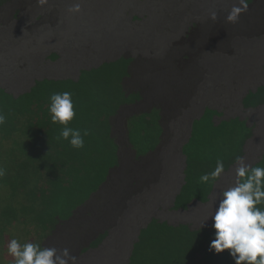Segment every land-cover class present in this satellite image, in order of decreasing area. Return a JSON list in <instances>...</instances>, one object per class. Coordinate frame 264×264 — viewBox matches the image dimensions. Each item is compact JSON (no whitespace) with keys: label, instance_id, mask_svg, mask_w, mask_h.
Instances as JSON below:
<instances>
[{"label":"rangeland","instance_id":"rangeland-1","mask_svg":"<svg viewBox=\"0 0 264 264\" xmlns=\"http://www.w3.org/2000/svg\"><path fill=\"white\" fill-rule=\"evenodd\" d=\"M13 3L21 5L22 0H13ZM35 3L39 12H45L42 20L24 22L27 15H23L22 20L20 17L14 18V6L9 8L6 6L7 13L0 16V87L16 95H23L33 86L28 92L31 96L47 99L52 93H62L70 84L46 83L34 86L36 80L43 77L52 80L68 77L76 80L82 70L98 67L104 61L121 57L132 58L133 61L129 65L130 74L124 79L125 87L130 91H141L142 99L138 104L143 102L142 107L149 108L136 110L134 113L149 111L151 106L159 105L160 114H163L166 122L168 121L172 127V133L183 134L181 140L179 137H173L171 150L174 151H169L163 165L178 159L181 145L191 137L193 120L199 115L202 116L204 110L210 107L217 109L223 118L239 116L254 126L256 141L249 143L246 150L249 157L253 153L251 157L254 159L251 161L260 158V151L264 150V104L245 109L242 99L250 90L264 85V0L256 5H249L247 11L241 13L237 23H228L226 17L232 7L239 4V0H43V2L36 0ZM76 3L80 4L81 10L70 11ZM212 12L217 14L215 20L211 19ZM54 54L58 57L51 59ZM113 67L117 68L116 76L120 77L122 69L109 65H104L83 77L80 76L81 80L77 84L82 87L73 90L72 98L84 99L86 95L79 93L86 88L93 89L98 100L113 96L119 90V82L105 83L107 88H104V82ZM23 107L27 109V105ZM126 108L113 126L102 118L103 113L97 114L96 122H100L102 129L92 131L91 128L88 136L105 137L108 129L112 132L116 124L124 123L123 130L118 126V130L115 131L121 137L119 143H123L124 137H129L133 142L135 139L141 147V141L149 137L152 138L151 145H155L156 148L162 134L157 119L154 116L146 120L136 117L128 123V117L136 107ZM23 114L30 115L27 111ZM77 115L79 114L76 113ZM116 116L118 115L111 118L116 119ZM220 119L216 117L217 121ZM179 122L182 126H175ZM15 123L24 128V119L16 120ZM38 126L39 122L31 120L29 129ZM124 126L129 130L127 133ZM205 126L204 124L203 128ZM207 132L206 127L201 135ZM112 134L114 136L113 132ZM29 140L35 146L33 158L43 157L46 161L53 155V150L38 139ZM66 143L69 144L68 141ZM87 145L88 143L84 141L82 149H74L69 145L60 151V160L69 163L70 170L78 175V180L72 181L79 189L77 193L70 192L66 194L67 197L64 195L59 197L57 199L60 202L59 209L64 208L67 211L76 209L79 213L81 210L78 206L70 207L68 201H75L81 198L82 194L85 196L91 194L93 189L97 188V182L89 179L86 181L82 176L84 167H88L89 159L95 161L93 164L108 159L98 151L96 157L90 156ZM164 151L165 149L153 154ZM12 153L18 161L17 150ZM19 162L18 168L8 170L0 160V168L5 172L4 176L0 177V193L3 196V201L0 202L3 204L10 197L9 177L13 174H22V180L26 181L27 173L38 168V164L28 162L26 150L22 152ZM160 162L161 157L154 155L145 170L136 169L128 174L125 182L115 173L113 182L122 184L114 186V199L110 203V211L113 225L118 232L119 245L115 253L119 251L117 256L120 260L117 256L104 255L106 258L99 260L104 264H122L125 249L127 255L131 249L128 242L127 246L123 245L128 231L126 229L125 236L122 237L119 222L125 224L128 221L120 218L122 212L128 217L136 212V206L134 204L131 206L130 202L134 192L130 179L134 177L146 182L154 191V195L151 198L150 194L147 198L150 199L149 204L143 206L134 217L138 224L132 222L129 229L135 231L136 228L144 227L153 217L171 224L186 223L191 228H199L209 221L212 204L222 189L216 190L212 204L207 206V213L203 212L205 206L198 203L191 205L187 210H176L173 208V200L179 179L164 187L162 184L159 186V179L156 177ZM181 168L182 166L178 164L177 169ZM225 178L226 175L222 180ZM84 183L85 186H82ZM154 189L159 191L156 192ZM65 201L68 205H64ZM42 205L41 200L36 198L28 204L19 206L13 213L24 223L21 225L17 221L20 227L17 229L20 233L19 238L22 240L37 229L36 223L41 220L40 214L43 213L40 208ZM74 220L63 224H72ZM43 231L37 229L36 233L40 234ZM46 235L41 233L40 237ZM63 237L62 229H54L45 242H58L61 247H65ZM85 256L86 253H83L80 257ZM89 262L90 259L85 258L80 264Z\"/></svg>","mask_w":264,"mask_h":264},{"label":"trees","instance_id":"trees-1","mask_svg":"<svg viewBox=\"0 0 264 264\" xmlns=\"http://www.w3.org/2000/svg\"><path fill=\"white\" fill-rule=\"evenodd\" d=\"M35 1L22 0L21 5H14L13 0H0V16L7 13L5 10L6 6L7 8L14 6V18L20 17V20H22L23 15H27L24 22H32L33 19L42 20L45 12H39ZM253 1L247 0L246 2L250 4ZM39 15H41L40 18ZM56 57L58 56L54 54L50 58L56 59ZM132 61V58L121 57L115 62L105 63L100 66H118L122 69L119 77L116 76L117 68L113 67L108 73L106 82H104V84L119 82V90L113 96L100 100L97 99L93 89L86 88L82 90L79 94H85L86 97L84 99L79 97L72 98L74 110L80 116H75L70 126L74 125L73 128L80 129L82 134L87 129L86 122L89 120L87 122L88 131L91 128L92 131L102 129L100 122H96L97 114L103 113L102 118L110 123V117L116 115L123 104H134L140 100L137 92L126 96L123 89L124 79L130 74L129 65ZM96 69L98 68L82 70L83 72H81L80 76L83 77V75ZM121 79L122 83L120 84ZM80 80L81 77L78 81L72 79L63 81L44 79L43 82L37 81L36 84L50 83L61 85L62 83H68L70 86L67 88L77 90L82 87L77 84ZM104 88H107L106 84ZM28 94L15 97L4 88H0V111L5 115V123L0 126V160L6 165L8 170H14L19 167V158L22 152L26 150L28 162L38 164L36 170L27 173L26 181L22 180V174H13L9 177L11 180L8 183L10 197L4 204L0 202V264H12V257L7 254V245L11 239H17L21 244L31 242L40 245V241L46 238L52 229L57 228L59 221L66 219L71 214V211L58 208L60 202L57 199L63 195L67 197L66 194L70 192L73 194L77 193L79 189L72 181L78 180V175L70 170L69 163L60 160V151L70 144H67L65 140L58 139L61 127L51 123V116L48 111L50 97L40 99ZM22 103L27 105V109L21 105ZM243 103L246 107H257L264 104V86H260L256 92L250 91L244 97ZM25 111L30 115H24ZM216 114V111L207 108L203 116L193 122L190 143L184 148V152L188 156L186 185L176 198L177 207L186 208L188 202L194 199L203 202L207 201L215 181L202 183L200 182V177L205 173H211L216 168L217 160L223 161L224 170L229 169V166L236 162L237 156H243L245 142L252 135V130L246 125V122L239 118L216 124L213 120ZM151 116H154L157 119L156 121L160 122L159 109L153 108L150 112L134 114L128 119V123L136 117L146 120L151 118ZM21 119H24V128H19L15 123L16 120ZM31 120L39 122L40 126L30 130ZM204 124L206 125L204 128L207 127L208 132L201 135ZM108 130L109 132H107L105 137H84V141L88 143L87 148L90 151L89 153H91L90 156L96 157L98 151L99 154L108 159L105 162H97V164H93L95 161L89 159L87 161L89 163L88 167H84L82 176L85 180H94L97 184L105 179L117 159L116 144L111 137L110 129ZM160 132L162 133L161 127ZM198 134H200V137H198ZM5 136L8 138L6 146L4 144ZM131 137L133 138V136ZM29 139H38L43 145L53 150V155L46 161L43 160V157L33 158L35 146ZM151 139L145 137V141H141V147L138 146L140 144L135 139L133 142L130 138V142L138 154L141 155L155 148V145L150 143ZM92 143H95V145H92ZM16 150L18 152V161H16L12 153ZM256 166H264V156ZM82 186H85V183ZM1 195L0 193V201H3V196ZM86 196L82 194L81 198L75 201H68L70 207L74 208L82 203ZM36 198L40 199L43 204L40 206L43 210V213L40 214L41 220L37 221L36 227L37 229H43L44 231L41 233L47 235L40 237L41 233L37 234V229H35L30 232L28 238H23L21 241L18 237L19 234H16L17 229L20 228L17 221L21 225L24 223L19 216L13 213L18 210L19 206L28 204ZM66 202H64V205H68ZM259 207H264V205ZM214 238L215 233L212 227L191 230L185 225L170 227L165 222L160 223L154 220L146 229L141 230L139 239L134 244L130 264H234V260L227 251L216 254L210 250V244Z\"/></svg>","mask_w":264,"mask_h":264},{"label":"clouds","instance_id":"clouds-1","mask_svg":"<svg viewBox=\"0 0 264 264\" xmlns=\"http://www.w3.org/2000/svg\"><path fill=\"white\" fill-rule=\"evenodd\" d=\"M246 1L247 0H239V4L232 7L231 11L226 17L228 23H237L241 13L246 12L249 5L252 6L262 2L261 0H254L252 3L247 4ZM41 2H43V0H41ZM80 10L81 6L79 3L74 4L70 9L72 12H79ZM216 18L217 14L212 12L211 19L215 20ZM119 59L107 60L102 64L115 62ZM98 60L100 61L102 59H96V61ZM101 65L94 68H99ZM46 78L48 77H43L40 80H36L35 84L37 81H43ZM68 79L72 78H57L54 81H63ZM78 79H76V81H78ZM260 86H258L255 90L250 91L256 92ZM32 88L33 86L24 93H28ZM123 89L126 96L137 92L140 96V100L142 99V92L139 90L130 91L126 89L125 81ZM72 92V89L66 88L62 93H52L49 98L50 103L48 111L51 116V123L61 127V132L58 139L68 141L70 146L74 149H82L84 147V137L88 136L90 133L87 129H85L82 135L80 129L69 126L76 116L72 100ZM11 94H13L15 97L20 95H16L14 93ZM243 99L242 105L245 107V109L256 108L246 107L243 103ZM139 101L134 104H123L116 114L119 117L116 116V119L111 118L112 116L110 117L109 122L112 124V126L113 123H116L117 118L120 119L122 111L127 106L128 107L126 109L130 107H136L135 110L131 111L128 119L134 114L141 113H134L136 110L149 109L142 107L143 102L138 104ZM262 105H258L257 107ZM150 108L151 109L149 111L145 112H150L153 108L159 109V105H153ZM209 109L217 112L213 118L216 124L222 121L239 118L246 122V125L252 130V135L245 142L243 156H237L236 162L230 165L229 169L224 170L223 161L217 160L216 168L211 173H205L200 177V182L202 183L215 181L207 201L203 202L194 199L188 202L186 208L177 207L176 198L186 185L188 156L185 154L184 148L188 143H190L191 137L183 145H181V153L178 154V159L163 165L162 163L166 159V155H168L169 151L172 149L173 137H179L178 139L181 140L180 137H182L183 134L179 132H177V135L172 133V127H170L168 121L166 122V119H164L162 116L163 114H160L159 109V114L161 116L159 124L162 134L158 144L156 145V148L147 151L145 154H138L137 150L133 148L129 137H124L123 143H119V139L121 137L115 131L118 130V126L121 130H123L122 125H124V123L121 125L116 124L113 127L111 131L114 133V136L112 132L110 133L111 137L114 139V143L116 144V162L111 166L105 179L96 185L97 188L93 189V193L88 194L82 203L76 205L81 211L79 213L76 211V209L71 211V214L66 219L60 220L57 225L56 229H62V233L64 234L63 240L66 242V246L61 247L58 242H45L50 233L46 238L40 241V245L38 243L31 242L21 244L17 239H11L7 245V254L12 257V264H80L81 260L85 258L90 259L89 264H104L103 262L99 261L102 258H106L104 255H113L116 257L119 254L118 250L115 253V249H117L119 245V240L117 229H115L113 225V216L110 211V203L114 199V186L120 185L122 183L113 182L114 175L116 173V175L125 182L126 177L131 172L135 171L136 169L145 170L151 163L154 155L161 157L159 173L156 177V179H159V186L162 184L164 187L166 184L171 183L175 179H179V186L176 190L177 192L175 193L173 200L174 209L187 210L191 205L198 203L199 205L205 206L203 212L207 213V206L212 204L213 195L215 194L216 190L222 189V191L212 204L209 221L203 223V226L199 228H191V226L186 223L171 224L153 217L144 227L139 229L136 228L137 230L134 231L133 229H129L131 223L133 222V224H138V222L134 220V217L140 212L143 206L149 204L150 199L147 198L150 197V194L152 198L154 191L147 186L146 182L141 181L136 177L130 179V185L134 186L133 199H131L130 202L131 206L134 204L137 209L136 212L131 215V217L126 216V214L123 215V212L120 214V218L128 220L125 224L119 222L120 233L122 234V237L125 236L126 229L128 231L123 241V245L127 246V242L131 245L128 255L126 254L127 249H125L124 256L122 257V264H130L131 256L134 250V244L138 241L141 230L146 229L154 220H157L160 223L165 222L169 224L170 227H179L181 225H185L191 230H198L203 227H212L215 233V238L210 244V250L214 251L216 254L227 251L234 260V264H264V207H259L264 205V166H256V164L264 156V150L263 152L262 150L260 151V158L257 161H251L254 159V157H251L253 153L249 157V153L246 149L249 143L256 141V131L254 130V126L250 125L247 119L240 118L239 116L223 118V115L217 109H214L213 107H210ZM205 111L206 110H204L202 113V116ZM202 116L199 115L194 120L200 119ZM216 117L221 119L217 121ZM4 123L5 115L2 111H0V126H3ZM180 123L181 122H179L177 125L174 123V125L180 127L182 126L179 125ZM18 127L23 128L19 125ZM124 131L127 133L126 126H124ZM115 135L118 136L116 137ZM7 142L8 138L5 136V146ZM164 149L165 151L160 154H153L154 152H160ZM173 151L174 150H171V152ZM253 151L256 152L257 149ZM127 163H130V165L128 166ZM178 164L182 166L180 170L177 169ZM231 172H233V175L230 176ZM4 174V169L0 168V177H3ZM224 175H226V178L222 180ZM155 191L157 192L159 190ZM122 209H120V211ZM71 220H74V223L63 224L64 222ZM129 222L130 224H127ZM67 227H70V229H66ZM16 234H19L18 237H20L19 231H17ZM20 240L22 241V238H20ZM83 253H86V256L80 257ZM117 258L119 259L118 256Z\"/></svg>","mask_w":264,"mask_h":264}]
</instances>
